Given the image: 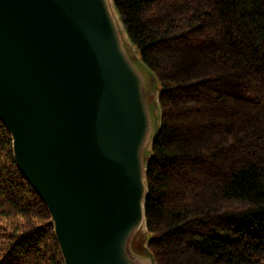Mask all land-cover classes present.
<instances>
[{
	"label": "trees",
	"instance_id": "1",
	"mask_svg": "<svg viewBox=\"0 0 264 264\" xmlns=\"http://www.w3.org/2000/svg\"><path fill=\"white\" fill-rule=\"evenodd\" d=\"M158 85L146 165L155 264H264V0H112ZM0 264H64L0 119Z\"/></svg>",
	"mask_w": 264,
	"mask_h": 264
},
{
	"label": "water",
	"instance_id": "2",
	"mask_svg": "<svg viewBox=\"0 0 264 264\" xmlns=\"http://www.w3.org/2000/svg\"><path fill=\"white\" fill-rule=\"evenodd\" d=\"M0 119L64 264L145 263L150 118L107 0H0Z\"/></svg>",
	"mask_w": 264,
	"mask_h": 264
},
{
	"label": "bare ground",
	"instance_id": "3",
	"mask_svg": "<svg viewBox=\"0 0 264 264\" xmlns=\"http://www.w3.org/2000/svg\"><path fill=\"white\" fill-rule=\"evenodd\" d=\"M107 2L109 4L111 14H112L113 19L115 21V24L117 26L119 37L121 40V46H122L124 52L127 54L128 58L131 60V62L134 64V66L139 70V72L141 73V75L143 76V79H144L145 99H146V104H147V108H148V112H149V118H150V133H149L148 139H147V141L143 147V150H142L143 162L145 163L148 156H149L150 150H151L152 140H153L156 132L158 131L159 125H160V108H159V103H158V93L154 89L155 77L153 76L151 71L143 64V62L139 58V55L137 54V52L133 50L134 47H133L132 43L130 42V40H129V38H128L125 30H124V27L121 23L119 16H118V13L116 12V9L113 5V1L107 0ZM129 52H133L135 57H131L129 55ZM143 235L144 236L148 235L146 225L144 222H142L140 224V226L135 230V232L133 233V235L130 239L129 249L133 254H135L133 247L135 245H137L135 243V241H138ZM145 252L148 254V251H145ZM147 257L150 260L151 264H155L153 261V258L149 254Z\"/></svg>",
	"mask_w": 264,
	"mask_h": 264
},
{
	"label": "rangeland",
	"instance_id": "4",
	"mask_svg": "<svg viewBox=\"0 0 264 264\" xmlns=\"http://www.w3.org/2000/svg\"><path fill=\"white\" fill-rule=\"evenodd\" d=\"M133 48V47H132ZM134 51H136L134 48H133ZM129 55L131 57H135L134 53L133 52H129ZM155 80V79H154ZM154 89L157 91L158 93V85H157V82L155 80V86H154ZM144 93H145V87H144ZM147 236H142L138 241H135V243L137 245H135L133 247V250H134V253L136 256L140 257L141 259H145V263L143 264H151L150 263V260L148 259V254L145 252L147 251L146 250V246H147Z\"/></svg>",
	"mask_w": 264,
	"mask_h": 264
}]
</instances>
